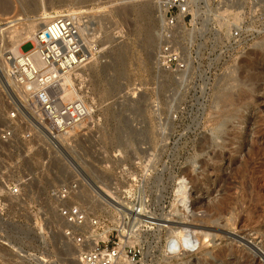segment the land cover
I'll return each instance as SVG.
<instances>
[{"label": "rangeland", "instance_id": "obj_1", "mask_svg": "<svg viewBox=\"0 0 264 264\" xmlns=\"http://www.w3.org/2000/svg\"><path fill=\"white\" fill-rule=\"evenodd\" d=\"M30 1L18 0L23 6ZM69 2L82 3L92 14L100 11L99 24L90 25L97 29L94 41L105 47L110 36H116L111 38L113 52L127 53L125 78H118L117 84L123 87L129 81L138 85L134 97L130 95L131 107L123 97L116 102L118 86H110L115 73L104 72L109 59L95 61L92 70L76 78L91 111L90 124L82 128L88 134L70 144L86 153L101 151L100 168L87 170L97 175L101 197L103 192L115 200L111 195L116 191L119 200L115 202L130 206L127 198L144 191L158 218L170 221L166 230L141 234L145 247L150 246L146 264H264V55H249L256 46H264V0L255 4L198 0L194 7L197 10L200 5L197 32L191 44L181 39L192 61L185 77L160 71L148 57L144 44L147 26L153 37L157 34L152 47L156 55L160 45L157 2L154 6L148 0H39L38 4L48 8ZM140 2L147 3L140 11L125 8ZM224 10L228 12L223 15ZM234 26L242 28L241 52L223 46L224 35ZM31 49L30 43L21 47L23 53ZM232 70L240 82L233 88L219 83ZM221 94L228 95L231 104L226 100L217 104ZM117 131L132 135L121 138ZM116 136L121 145L114 149ZM24 140L18 135L13 147L0 144V160L7 165L0 168V264H34L31 256L60 262L64 256L59 252L67 250L70 258L79 250L72 241L57 236L62 224L48 191L62 177L61 169L51 172L44 168L45 155L29 158ZM144 149L148 153L138 158L142 167L132 168L129 176L118 179L114 172L119 165L109 159L111 153L131 162V156H142ZM105 164L114 169L103 170ZM106 173H111L110 179L103 177ZM27 174L31 179L20 196L12 197L8 184ZM131 177L136 180L132 182ZM81 189V195L87 197V188ZM179 189L187 192L175 198ZM185 199L189 202L186 208L181 204ZM98 201L82 198L76 203L84 209L108 210L104 200L99 197ZM180 234L190 238L173 257L169 245ZM169 250L172 258L168 262Z\"/></svg>", "mask_w": 264, "mask_h": 264}, {"label": "built area", "instance_id": "obj_2", "mask_svg": "<svg viewBox=\"0 0 264 264\" xmlns=\"http://www.w3.org/2000/svg\"><path fill=\"white\" fill-rule=\"evenodd\" d=\"M157 1L162 20L158 65L172 74L186 73L191 54L181 39L189 43V35L179 27L191 29L190 0ZM257 1L248 0V3ZM79 16V13L67 10L53 15L32 40L20 47L11 46L8 41L4 43L2 39L4 28L17 29L18 17H10L5 24L0 18V144L5 148L13 147L14 138L20 135L26 141L29 158L35 154L45 155L44 168L51 172L57 167L61 169L62 177L49 189L48 195L56 206L57 216L66 225L63 236L81 249L79 264H117L121 255L130 264H143L145 245L141 242L130 244L133 234L166 230L169 224L164 222L167 220L159 219L158 213L151 209L144 191L127 198L130 206L115 202L101 191L102 198L108 201L106 211L87 210L76 203L82 198L101 202L97 196V175L87 173L89 169L95 171L100 168L97 164L99 150L92 149L86 153L84 148L70 144L88 134L84 129L73 130L88 118L89 109L83 99L67 97L70 87L62 81L65 75L89 60ZM224 36V47H235L237 52H241V27L234 26ZM26 43H30L32 49L23 53L21 47ZM111 154L110 159L114 162L125 160L114 172L118 179L125 177L130 169L142 167L141 160L130 162L117 153ZM26 164L30 166L29 162ZM0 168H7L1 160ZM101 168L108 172L114 169L111 164ZM109 174L106 173L104 178H109ZM28 175L8 184L12 197L20 196L31 179ZM135 180L131 177L132 182ZM82 186L89 191L87 197L81 195Z\"/></svg>", "mask_w": 264, "mask_h": 264}, {"label": "bare ground", "instance_id": "obj_3", "mask_svg": "<svg viewBox=\"0 0 264 264\" xmlns=\"http://www.w3.org/2000/svg\"><path fill=\"white\" fill-rule=\"evenodd\" d=\"M148 1H151L152 4L153 3L155 4L156 2L158 3V1H156V0H148ZM24 3H25L24 6H26V7H24L21 2H18V0L17 1L16 0H0V18L3 21V24H5L6 21H7V19H9L12 16H17L18 19H19V22H18L19 24H18L17 29L11 30V29L4 28V31L2 33V39H3L4 43H6V41H8L11 46L16 45V46L20 47L23 43L27 42L28 40H32L33 39V36L37 33V31H39L40 29H42L49 22L50 18L53 15L58 14V13H61V12H64L65 10L79 13V15H81V16H79V23H80L81 34H82L84 43L86 45V48L89 51V57H88L89 60H88V62L85 65H83V66H81V67L73 70L72 72L68 73L67 75H65L63 77V80H62L63 83L66 84V85H68L70 87V89L67 91V97L69 99L81 98V99H83L86 102V100L84 99V97L81 95L80 89H81L82 86L80 85L79 81L76 78H83V75L85 74V72L86 71H89V70H92L90 68H93V66H92L93 63L95 61L97 63L98 59H100V60H102V59H107L108 60L109 59L108 65L105 66L106 67L105 69L103 67V69H104V72H108V71L112 70L115 73L116 79L114 78L113 80L110 81L111 84H112L110 86H112V87L115 86V85L118 86V87L116 86L118 88L117 89L118 90V93H117V97L116 98L114 97L115 98V101L117 102L121 97H123L124 100L127 99V102H129L128 104H130V107H131L132 99H131L130 95L134 94V90L137 89L138 85L136 87L135 84H129L128 83L129 81L123 87L121 85H118L117 84L118 83L117 82V79L118 78L119 79H123V77L125 78L124 73H126L125 66H126V63H127V60H126L127 57H126L125 54H127V53H125V51H120L118 53L117 52H113L112 47H111V43H113L112 39L115 38L116 36H113V37L110 36V39H108V41L106 42L105 47H101V43L99 42V40L94 41V39L96 38L97 29L95 27L94 28H91L92 26H90V25H92V23H95L94 21H97V23H98V21H100L102 19V15H100V11L99 10L97 11L99 14H96L97 12L95 14L94 13L92 14V12L89 9L83 8V6H84V5H82L83 1H82V3L69 2V3L62 4L59 7L58 6L57 7H53L52 6V7H48V8H46V7H40L39 8V4L36 3V0H32V1L28 2V3L27 2H24ZM91 3H93V2H91ZM197 3H198V0H190V4H191V6H190V12H191V15H192V19H191V22H190L191 29L184 30L183 29V26L179 27L181 31H184V32H186L189 35V44L192 43V40H193V38L195 36V33L197 32V27L196 26L200 24V22H198V21H201V18H200L201 16L198 15L199 13L197 11L198 10V7L200 5L196 8L197 10L194 9V7H196V4ZM88 5H89V2H88ZM28 7H29V9H32V11L31 10L29 11L28 10ZM158 7H159V5H158ZM101 8H106V7H98V9H101ZM158 9H159L158 11H160V7ZM52 11H55L56 13L55 14H52ZM225 12L226 11L224 10L223 12H221V14L224 15ZM235 17H234V19L238 20L237 16H235ZM159 18L161 20V17L160 16H159ZM161 24H162V20H161ZM230 30L231 29H229V31ZM145 32H146L145 33L146 37H145V40H144V44H145V46L147 48L148 57H150V60L153 61L152 63L156 64V66L158 67V69L160 71L167 72V71H164L163 69H161L160 66L158 65V60H157L158 55H156L157 52L155 54V51H153V48H152L153 45L155 44V36H157V34H155L154 37H153V35L151 33V28H149V26L146 27ZM150 48H152V49H150ZM254 52H257L258 55L260 53H261V55H264V46H260V45L259 46H256L253 50H251V53L249 55L250 56L254 55L255 54ZM113 53H114V59L112 58ZM243 60H245V59H243ZM191 67H192V61H191V59L189 57L188 58V68H191ZM234 73H235V71H233V70L230 71V73L226 76V78H221L220 79L219 83L227 84L229 88H231V87L233 88L236 83H239L240 82V80L239 81L237 80V75L234 74ZM177 74L184 76V74H187V72L186 73H177ZM78 85L80 86V89L77 88ZM114 96H115V94H114ZM227 96L228 95H226V94H221V96L217 99V102L216 103L217 104L218 103H225L227 101L226 102L227 104H228V102H229V104H231L230 103L231 101L230 100L228 101L229 98ZM120 102L121 101H119V103ZM86 104H87V102H86ZM224 105H226V104H224ZM88 109H89V107H88ZM87 122L88 123L91 122V111H90V109H89L88 118L83 123H81L80 125L76 126L73 131H75V132L81 131L82 128H84L85 125H86V127H88L87 126ZM239 130H241V128ZM116 135L117 136H120L121 138H123V136H125V135H132V132H129L128 134H124L121 131H119V132L117 131L116 132ZM117 136L115 137L116 139H117ZM121 138H119V139H121ZM120 145H119V140L117 139L116 140V144L113 145V148L114 149L115 148H118V147H120ZM146 153H148V151H147V149H144V152H142L143 155L140 156V157L135 158L134 155H133V157L130 155L131 158L134 159V160H131V158H130L131 162L137 160L138 158H143L144 154H146ZM117 154H119V153H117ZM115 162L118 165H123L124 164V161H121L120 159H117ZM146 166H148V163H146ZM127 175L129 176L130 173L128 172L126 174V176ZM101 177L102 176H100V178ZM98 181H100V180H98ZM123 186H125V184ZM181 188L186 189L184 187H181ZM183 189H181V190L179 189L178 192L176 193V196H174V197L175 198H177V197L179 198L180 196L183 197V195L186 194V192H187V190L183 192ZM80 191H81V193L83 192L82 189ZM99 194L97 196H99L100 199L104 200ZM111 196L116 201L119 200L118 199V196H116V191H113V194ZM180 199H182V198H180ZM104 201L106 202V200H104ZM91 202L92 201L90 200V203ZM107 202H106V204H108ZM187 202L188 201L186 200V202L184 201L181 204H183V206H185V208H186L187 207ZM54 209H55L56 217H58L57 216V213H56V206H54ZM87 210H91V209L87 208ZM58 219L60 220V222L62 224V227L60 229V232L57 234V236L59 235V236H62V238H65L63 236L62 231H63L64 228H66V225L63 223V221L59 217H58ZM164 222H168L170 224V221L169 220L164 221ZM36 223H37L38 226H40L39 225L40 223H38V221H36ZM169 224H167L166 227H168ZM141 234H142L141 232L134 233L133 234V239L130 240L129 243L130 244L138 243V242L144 243V239L141 237L142 236ZM205 236H207V235H205ZM183 237H182V235H181V237L180 236L177 237V238L175 237L174 240L169 245V246H171L169 249L171 250V253L173 254V257H174V254L180 252L179 251V248H181V245H184L185 244L184 242H188L189 241L188 239L190 237L188 239H187V237H186V239L185 238L183 239ZM204 239H206V238H204ZM71 244L73 246H75V247H78L73 242H71ZM207 244H208V242H207ZM148 248H150V246L144 248V252H143V264H146V262L148 263V261H147L148 260L147 259V257H148L147 250H148ZM170 250H169V254H166V257H165V260H167V261L172 258V255L170 256V254H171L170 253ZM80 251H81V249L79 247V250H77L76 252L72 253L71 254L72 256L70 258H67V256H69V253L67 252V250L64 251V252H59V254L61 256H64L62 259H60V262L59 261H55V260H53V259H51L50 257H47V256H42V259L41 258H36V257L33 258L34 256H31V258L35 262L34 264H79V254H80ZM117 264H130V263L125 258V256L121 255L119 257V259L117 260Z\"/></svg>", "mask_w": 264, "mask_h": 264}, {"label": "water", "instance_id": "obj_4", "mask_svg": "<svg viewBox=\"0 0 264 264\" xmlns=\"http://www.w3.org/2000/svg\"><path fill=\"white\" fill-rule=\"evenodd\" d=\"M39 0H36V3H38ZM57 1H60V0H57ZM37 5V4H36ZM147 6V3L146 2H140V3H133V4H130L128 6H126L125 8L126 9H130L131 11L133 10H137V11H140L142 10L143 8H145Z\"/></svg>", "mask_w": 264, "mask_h": 264}]
</instances>
